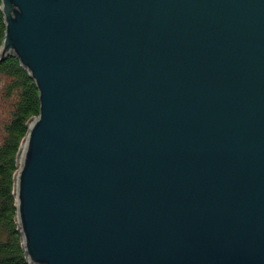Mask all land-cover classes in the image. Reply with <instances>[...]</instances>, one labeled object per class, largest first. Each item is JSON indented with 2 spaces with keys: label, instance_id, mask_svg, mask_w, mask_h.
Segmentation results:
<instances>
[{
  "label": "water",
  "instance_id": "water-1",
  "mask_svg": "<svg viewBox=\"0 0 264 264\" xmlns=\"http://www.w3.org/2000/svg\"><path fill=\"white\" fill-rule=\"evenodd\" d=\"M38 90L14 174L29 264H264V0H0Z\"/></svg>",
  "mask_w": 264,
  "mask_h": 264
},
{
  "label": "trees",
  "instance_id": "trees-1",
  "mask_svg": "<svg viewBox=\"0 0 264 264\" xmlns=\"http://www.w3.org/2000/svg\"><path fill=\"white\" fill-rule=\"evenodd\" d=\"M3 31L0 12V43ZM0 81V93L10 101L0 126V264H29L15 219L14 174L27 123L38 115V90L15 56L0 61Z\"/></svg>",
  "mask_w": 264,
  "mask_h": 264
},
{
  "label": "rangeland",
  "instance_id": "rangeland-1",
  "mask_svg": "<svg viewBox=\"0 0 264 264\" xmlns=\"http://www.w3.org/2000/svg\"><path fill=\"white\" fill-rule=\"evenodd\" d=\"M1 81H0V86H1ZM9 99L5 98L1 93H0V126L2 119L6 116L8 110H9Z\"/></svg>",
  "mask_w": 264,
  "mask_h": 264
}]
</instances>
